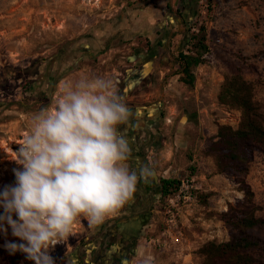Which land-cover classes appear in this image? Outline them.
Here are the masks:
<instances>
[{
    "label": "rangeland",
    "instance_id": "rangeland-1",
    "mask_svg": "<svg viewBox=\"0 0 264 264\" xmlns=\"http://www.w3.org/2000/svg\"><path fill=\"white\" fill-rule=\"evenodd\" d=\"M202 24L210 51L187 85L177 58ZM237 72L254 83L264 115V0H0V190L15 183L13 170L21 166L14 152L61 83L81 74L110 76L132 113L120 128L132 149L129 163L153 173L151 213L123 252H115L111 235L130 202L99 225L78 219L51 255L56 264H80L82 256L86 264H117L116 256L120 264H141L143 256L153 264H203L200 249L232 239L224 215L246 199L241 180L219 172L214 150L219 128L241 121V111L220 100L222 85ZM44 76L57 79L52 94L39 95ZM160 178L189 181L192 199L170 201L175 193L162 200ZM245 182L264 218V153L255 154ZM8 242H21L10 228L0 232V264H33L23 253L10 254Z\"/></svg>",
    "mask_w": 264,
    "mask_h": 264
},
{
    "label": "clouds",
    "instance_id": "clouds-1",
    "mask_svg": "<svg viewBox=\"0 0 264 264\" xmlns=\"http://www.w3.org/2000/svg\"><path fill=\"white\" fill-rule=\"evenodd\" d=\"M131 115L117 80L88 74L63 81L52 103L32 115L14 152L21 166L15 183L0 190V232L10 228L21 241L6 243L10 254L56 264L51 252L78 219L99 225L134 198L139 181L153 173L129 163L132 149L120 128ZM141 264H153L152 257Z\"/></svg>",
    "mask_w": 264,
    "mask_h": 264
},
{
    "label": "trees",
    "instance_id": "trees-1",
    "mask_svg": "<svg viewBox=\"0 0 264 264\" xmlns=\"http://www.w3.org/2000/svg\"><path fill=\"white\" fill-rule=\"evenodd\" d=\"M189 50L180 52L182 81L194 85V69L204 63L209 53L207 25L202 24L190 35ZM222 103L241 111L237 128L222 125L218 140L214 144L217 153L218 170L236 176L245 189L246 199L237 208L224 215L226 223L235 231L226 243L210 241L201 249L203 264H264V218L257 215L254 195L245 182V175L257 152L264 153V115L255 100V85L237 72L226 79L220 93ZM196 169H192L195 175ZM182 180L160 178L159 194L167 200L177 193Z\"/></svg>",
    "mask_w": 264,
    "mask_h": 264
},
{
    "label": "flooded vegetation",
    "instance_id": "flooded-vegetation-1",
    "mask_svg": "<svg viewBox=\"0 0 264 264\" xmlns=\"http://www.w3.org/2000/svg\"><path fill=\"white\" fill-rule=\"evenodd\" d=\"M82 59V56L79 57ZM55 61L53 63V66H51V69L55 68ZM45 78H47L45 82ZM43 84L47 83L51 85V87H48L47 89H44V86L42 84L39 92V95L52 94L53 93V87L57 84V79H50L48 77L42 78ZM133 160V159H132ZM144 166L140 167L143 168ZM139 170V169H138ZM149 178L145 181L141 179L139 181V184L137 185V188L140 189L139 195H134V199L130 201V208L127 216L125 217V220L118 225H116V234H112L111 238L113 241V246L115 252L119 251H125L127 248H129L131 245H134L141 235V231L146 225L147 220L149 219V215L151 213L150 209V198L147 194L149 192ZM143 187V188H141ZM143 189V190H142ZM145 191V192H144ZM114 240L116 241L114 243ZM83 257V256H82ZM80 257V264H86V261ZM117 264H120L122 260H120V257H115Z\"/></svg>",
    "mask_w": 264,
    "mask_h": 264
},
{
    "label": "built area",
    "instance_id": "built-area-1",
    "mask_svg": "<svg viewBox=\"0 0 264 264\" xmlns=\"http://www.w3.org/2000/svg\"><path fill=\"white\" fill-rule=\"evenodd\" d=\"M193 185L188 181L187 183H183L181 186H180V189L178 191V193H176L174 195V197H170V201H175V200H182V199H185V200H191L192 197H193Z\"/></svg>",
    "mask_w": 264,
    "mask_h": 264
}]
</instances>
